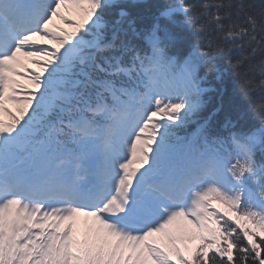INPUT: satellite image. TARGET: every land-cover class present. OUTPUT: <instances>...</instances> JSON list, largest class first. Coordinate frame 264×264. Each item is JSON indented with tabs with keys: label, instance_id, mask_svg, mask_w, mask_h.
Wrapping results in <instances>:
<instances>
[{
	"label": "snow or ice",
	"instance_id": "obj_1",
	"mask_svg": "<svg viewBox=\"0 0 264 264\" xmlns=\"http://www.w3.org/2000/svg\"><path fill=\"white\" fill-rule=\"evenodd\" d=\"M69 4L81 22L64 15ZM118 6L0 0V113L10 117L0 119V264H264V130L221 140L201 124L194 139L178 135L202 107L199 69L216 52L239 51L229 64L243 87L256 69L264 76V2L168 6L162 18L183 14L206 41L183 61L167 49L185 38L159 22L151 54L130 45L127 12L107 21ZM17 77L35 89L23 100ZM9 101L23 105L19 116ZM258 111L264 124V102ZM193 238L185 255L178 245Z\"/></svg>",
	"mask_w": 264,
	"mask_h": 264
},
{
	"label": "trees",
	"instance_id": "obj_2",
	"mask_svg": "<svg viewBox=\"0 0 264 264\" xmlns=\"http://www.w3.org/2000/svg\"><path fill=\"white\" fill-rule=\"evenodd\" d=\"M205 2H210V0H185L186 5H196L197 7ZM224 2L227 3L228 0H224ZM251 2L259 6L264 0H251ZM176 3L177 0H118L119 6L108 13L107 21L110 22L114 18H118L120 11L127 12L128 20L133 23L135 28V33H128L127 41L144 54H151L147 34L152 25L159 22L162 28L166 27L185 38L167 49L169 56L177 57L183 61L192 54L198 44L202 50L206 51L207 47L206 41L199 40L195 32L186 25L183 14H177L173 21L161 17L162 11ZM213 35L220 36L219 33ZM217 42L223 43L221 40H217ZM250 54L249 52L248 55ZM240 58L241 54L237 50H233L231 54L218 51L211 61L200 67L198 75L202 80V87L207 89L201 97L202 107L196 113L195 120L181 128L178 135L187 138L193 137L202 121L208 128L216 125L222 127L224 126L222 124L228 121L226 123L228 127L235 125L236 129L242 130L245 134L253 132L258 134L264 130V124L261 123L258 111L259 104L264 102V91H261V81L264 80V76L261 75L259 69H256L247 76L251 85L247 88L243 87L244 78L237 76L229 64L230 59L232 63H235ZM256 63H259L258 59ZM221 91L222 94H220ZM257 158L260 163H264V153H258ZM249 186L255 188L252 181H249Z\"/></svg>",
	"mask_w": 264,
	"mask_h": 264
},
{
	"label": "rangeland",
	"instance_id": "obj_3",
	"mask_svg": "<svg viewBox=\"0 0 264 264\" xmlns=\"http://www.w3.org/2000/svg\"><path fill=\"white\" fill-rule=\"evenodd\" d=\"M84 7H86V6H84ZM65 8L67 9V11H65L64 9H62V11L64 12V15L68 16L69 22H72V21H75L77 23L81 22L82 14L79 13L76 5L69 4V5H66ZM54 23L56 25H59V27L65 29L68 32H71L74 30L73 28L69 27L68 24H65L63 21H61L59 19H57ZM39 41L40 40L38 39L37 40L38 44L40 43ZM45 47H51V45H48ZM44 59H46V58L40 57L41 62H43ZM24 62L28 64L29 71H34L36 73H39L40 69L37 68L34 64L29 63L27 59H25ZM21 71H23V69ZM20 84L23 85L24 87L21 89H18V91H20V93H22V94H19L17 96V99H19L20 96L26 95L27 92L35 91L32 84L27 79H21ZM125 150H126V147H125ZM216 207H217V204L214 205L215 209H216ZM79 221H80V227L82 228L83 217L79 218ZM246 227L253 230V231H257V232L259 231V229L252 222L247 223ZM178 247L180 248L181 252H183L185 255H188L189 250H194L197 247V242H189L187 239H185L182 243H180L178 245ZM173 259L175 260L176 257L173 256Z\"/></svg>",
	"mask_w": 264,
	"mask_h": 264
},
{
	"label": "bare ground",
	"instance_id": "obj_4",
	"mask_svg": "<svg viewBox=\"0 0 264 264\" xmlns=\"http://www.w3.org/2000/svg\"><path fill=\"white\" fill-rule=\"evenodd\" d=\"M40 44H41L42 46L47 45V43L44 42V41H40ZM33 59H34V60H39V57H34ZM222 91H223V88H222ZM222 91L220 92V94H222ZM246 121H247V120H246ZM230 122H231V121H230ZM226 123H228V121L225 122V123H223L222 125H225ZM219 126H220V125H216L214 128H218ZM219 129H220L222 132H228V133H231V130H229L228 128H226V127H224V126L219 127Z\"/></svg>",
	"mask_w": 264,
	"mask_h": 264
}]
</instances>
